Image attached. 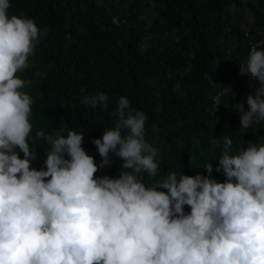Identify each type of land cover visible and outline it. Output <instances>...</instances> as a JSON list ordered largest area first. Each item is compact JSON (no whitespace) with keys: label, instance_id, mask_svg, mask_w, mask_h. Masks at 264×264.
<instances>
[{"label":"clouds","instance_id":"9594fccd","mask_svg":"<svg viewBox=\"0 0 264 264\" xmlns=\"http://www.w3.org/2000/svg\"><path fill=\"white\" fill-rule=\"evenodd\" d=\"M11 3L0 0V264H264V139L233 154L225 136L215 167L223 181L212 176L217 158L201 167L207 175L159 179L147 115L126 95L111 113L115 126L92 140L99 163L83 130L33 137L31 82L19 73L41 33L34 19L10 14ZM240 64L256 82L235 105L248 129L264 123V48L253 46ZM108 102L105 92L81 99L92 108ZM37 141L50 145L40 168ZM112 154L123 161L120 175L97 176Z\"/></svg>","mask_w":264,"mask_h":264},{"label":"trees","instance_id":"16d2710c","mask_svg":"<svg viewBox=\"0 0 264 264\" xmlns=\"http://www.w3.org/2000/svg\"><path fill=\"white\" fill-rule=\"evenodd\" d=\"M9 11L34 19L41 33L19 73L31 82L33 137L83 130V146L99 163L92 140L115 126L111 113L126 95L147 115L159 179L172 171L207 175L201 167L222 155L225 136L233 154L264 139V123L244 129L235 110L254 94L240 63L253 46L264 48V0H12ZM97 92L108 94L107 109L81 103ZM45 148L36 142L33 166H44ZM112 160L96 175L119 176L123 161ZM212 163V176L223 181L219 159Z\"/></svg>","mask_w":264,"mask_h":264},{"label":"rangeland","instance_id":"374dc122","mask_svg":"<svg viewBox=\"0 0 264 264\" xmlns=\"http://www.w3.org/2000/svg\"><path fill=\"white\" fill-rule=\"evenodd\" d=\"M99 2L101 3V2H103V0H99ZM149 14H150V15H153L152 10L149 11ZM246 19H247V20H251V21H253V15L250 14L248 10H247V12H246Z\"/></svg>","mask_w":264,"mask_h":264}]
</instances>
